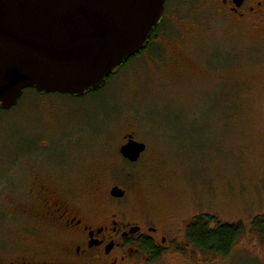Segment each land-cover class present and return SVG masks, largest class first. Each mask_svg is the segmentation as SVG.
I'll use <instances>...</instances> for the list:
<instances>
[{
    "label": "rangeland",
    "instance_id": "obj_1",
    "mask_svg": "<svg viewBox=\"0 0 264 264\" xmlns=\"http://www.w3.org/2000/svg\"><path fill=\"white\" fill-rule=\"evenodd\" d=\"M154 34L100 89H27L0 112V257L21 237L15 207L54 186L64 196L50 199L72 211L147 215L170 229L176 250L163 264H264V239L251 230L264 216V28L234 22L218 0H165ZM130 134L146 145L135 163L119 153ZM114 186L123 197L110 195ZM200 216L211 227L242 223L227 256L187 241ZM28 221L44 234L36 242L60 243L43 230L51 225Z\"/></svg>",
    "mask_w": 264,
    "mask_h": 264
},
{
    "label": "water",
    "instance_id": "obj_2",
    "mask_svg": "<svg viewBox=\"0 0 264 264\" xmlns=\"http://www.w3.org/2000/svg\"><path fill=\"white\" fill-rule=\"evenodd\" d=\"M164 7L165 0H0V110L27 89L73 97L100 89L141 52ZM128 137L119 153L133 163L146 146ZM110 195L124 190L114 186Z\"/></svg>",
    "mask_w": 264,
    "mask_h": 264
},
{
    "label": "flooded vegetation",
    "instance_id": "obj_3",
    "mask_svg": "<svg viewBox=\"0 0 264 264\" xmlns=\"http://www.w3.org/2000/svg\"><path fill=\"white\" fill-rule=\"evenodd\" d=\"M218 4L222 14L230 16L234 22L255 30L264 28V0H218ZM161 21L156 26H160ZM151 35L140 53L149 49ZM39 190L34 206L15 207L14 212L24 220L19 231L21 237L12 244L5 241L9 250L4 252L10 253L0 257V264H163V258L175 249V234L171 235L170 229L154 226L150 216L129 220L115 212L72 211L64 205V199L61 200L64 195L57 187ZM26 191L35 192L34 186ZM51 194H62V197L56 202L50 199ZM34 218L43 226L51 225L43 230L60 243L36 242L34 236L44 234L28 224V219Z\"/></svg>",
    "mask_w": 264,
    "mask_h": 264
},
{
    "label": "trees",
    "instance_id": "obj_4",
    "mask_svg": "<svg viewBox=\"0 0 264 264\" xmlns=\"http://www.w3.org/2000/svg\"><path fill=\"white\" fill-rule=\"evenodd\" d=\"M158 26L154 27L152 37L155 35ZM150 39V40H151ZM150 44V43H149ZM138 56V55H137ZM135 56V57H137ZM135 57L129 59L126 63L134 59ZM126 63H123L119 68H123ZM34 91V90H33ZM36 94H46L37 93ZM11 111V110H9ZM8 110H0V112L8 113ZM213 222L212 217L200 216L193 220L186 228V238L187 241L194 246L197 250L204 254L218 255L225 257L227 256L236 240L244 231V226L242 223L236 224H217L211 227ZM251 230L256 232L262 239H264V216L255 218L251 223Z\"/></svg>",
    "mask_w": 264,
    "mask_h": 264
}]
</instances>
